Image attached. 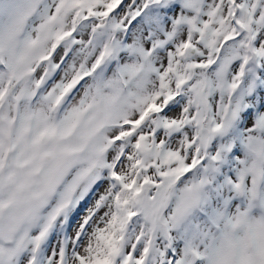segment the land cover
Listing matches in <instances>:
<instances>
[{"label":"snow or ice","instance_id":"obj_1","mask_svg":"<svg viewBox=\"0 0 264 264\" xmlns=\"http://www.w3.org/2000/svg\"><path fill=\"white\" fill-rule=\"evenodd\" d=\"M0 264H264V0H0Z\"/></svg>","mask_w":264,"mask_h":264}]
</instances>
